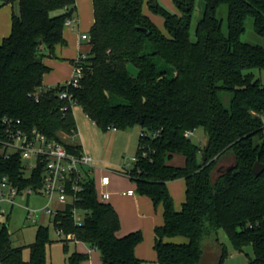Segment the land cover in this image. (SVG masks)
<instances>
[{"label": "trees", "instance_id": "16d2710c", "mask_svg": "<svg viewBox=\"0 0 264 264\" xmlns=\"http://www.w3.org/2000/svg\"><path fill=\"white\" fill-rule=\"evenodd\" d=\"M144 3L93 0L91 50L80 85L38 93L51 71L45 59L66 44L65 23L76 14V0H0V7H19L11 33L0 45V178L7 177L21 191L38 192L43 186L44 163L28 174L19 153L6 157L7 120L20 121L21 130H36L82 154L81 146L63 138L77 134L76 104L105 133L141 127L136 162L126 173L138 194L163 206L165 222L155 230L159 263L202 264L209 238L215 264H223L229 256L218 239L223 230L236 252L253 248L249 264H264V173L253 172L257 162L264 164V85L252 72L264 71V48L241 40L249 18L264 36V0H204L196 42L191 37L196 0H174L180 15L149 0L150 11L163 17L167 34L144 14ZM222 5L229 9L228 36L217 16ZM64 91L68 99L60 98ZM222 93L232 94L228 107ZM200 129L210 142L207 151L187 137ZM175 156L185 158L183 167L169 164ZM179 180L185 181L186 201L177 212L168 184ZM81 185L77 201L52 217L57 232L63 231L64 247L82 242L100 251L103 264H141L135 249L143 233L119 238L120 217L100 200L95 180L86 178ZM75 207L84 218L80 226L72 215ZM180 237L188 243L169 241ZM49 244V228L40 227L25 261L5 227L0 231V264H48ZM88 259L76 251L67 264Z\"/></svg>", "mask_w": 264, "mask_h": 264}, {"label": "rangeland", "instance_id": "374dc122", "mask_svg": "<svg viewBox=\"0 0 264 264\" xmlns=\"http://www.w3.org/2000/svg\"><path fill=\"white\" fill-rule=\"evenodd\" d=\"M149 0H145L143 12L151 17L155 24L160 27L164 33L167 31L164 26L163 17L152 13L148 5ZM157 2L167 11L172 14L180 15L179 10L174 4V0H157ZM9 7V19L12 17L13 13L18 14V6L15 4L7 5ZM6 6L0 7V11ZM2 12V11H1ZM205 12L204 0H196L193 22L191 26V37L194 42H196V29L199 22L202 20ZM60 13V12H59ZM3 14V13H0ZM54 13L53 15H57ZM228 6L222 5L218 8L217 16L222 21L223 33L228 36ZM3 17H0V19ZM3 21V20H2ZM11 27V26H10ZM246 30L243 34L241 40L245 43L251 45H258L264 48V36H260L256 33L254 28V22L252 18L246 21ZM89 35V34H88ZM87 44L88 41H83ZM129 71L132 75H137V69L134 65H129ZM255 78L260 80L264 85V71L253 70ZM48 89H39L38 93L47 91ZM221 99L226 107L230 105L232 99V94L222 93ZM74 117L77 125V134L75 140L79 141L83 146V151L91 155L94 160L98 163V167L102 170L112 171L113 176H121L128 180L129 178L125 176L124 172L130 170L134 161L137 158V151L139 145V139L142 132L141 127L134 126L124 131H114L103 132L99 128L95 127L93 122L87 118L83 109L76 106L74 109ZM67 136L63 135V138ZM192 140L195 144L201 148H205L208 143L207 135L204 130H197L192 136ZM27 164L33 165L32 160L28 161ZM131 180V179H130ZM129 181V180H128ZM185 182L183 180L176 181ZM130 182V181H129ZM180 185H177V190ZM49 205V200L36 193L31 196H18L15 200V205L3 204L2 207L9 214L8 227L12 235V244L15 248L23 249V259L29 261L31 257L30 246L36 242L37 233L40 227L49 228V239L51 244L47 247V263L48 264H67L68 257L76 252L75 243H70L66 249L61 242L56 228L52 223V217L45 214V209ZM55 210H61L62 206L59 204H53L51 206ZM28 210L35 212L36 223H33L28 218ZM218 239L220 244L227 248L229 256L224 260L223 264H249L250 258H254L253 248L250 246L244 250L242 253H238L234 250L225 231L220 230L218 233ZM173 243H187L188 240L185 238H174L169 240ZM93 249V248H92ZM101 253L97 249H93ZM205 257L202 264H215L216 251L212 246L211 239L207 238L204 242Z\"/></svg>", "mask_w": 264, "mask_h": 264}, {"label": "built area", "instance_id": "2783aa9c", "mask_svg": "<svg viewBox=\"0 0 264 264\" xmlns=\"http://www.w3.org/2000/svg\"><path fill=\"white\" fill-rule=\"evenodd\" d=\"M77 24L78 18L74 15L66 21L65 27L75 29L74 26ZM82 40L90 42V35H83ZM87 55L81 54L74 61L72 77L64 86L78 87L80 85V81L84 75L83 62L87 59ZM60 98L68 99L69 95L64 91L60 94ZM74 106L76 107V104ZM20 125V121H6L8 137L6 142H4L5 155L9 158L11 155L19 153L28 174L37 168L38 163H44L43 186L38 192L32 188L21 191L7 177L0 178V231L8 227L9 220V214L2 205L6 203L14 206L18 196L26 195L29 197L36 193L46 197L49 200V205L45 209V214L54 217L60 210H55L51 206L59 204L62 206L61 210H64L69 204H74L78 199L79 192L83 189L81 183L86 178H93L96 182V189L100 200L102 202L110 200L111 193L108 191V188L111 184V176L102 175L99 180L96 178V173L102 172V169L96 165L92 156L84 151L80 155L71 153L62 143L48 140L45 135L36 130L30 133L25 132L19 128ZM193 135V132L187 133V137H192ZM74 136H67L64 140L68 144H72L69 139H72ZM30 160L34 162L33 165L27 164ZM124 174L131 179V176L126 171ZM123 195L135 196L136 192L130 190ZM72 215L76 225H82L84 218L81 211L75 207L72 210ZM34 217L35 212L28 210L29 220L36 223ZM58 235L60 239L64 238L62 230L58 231Z\"/></svg>", "mask_w": 264, "mask_h": 264}, {"label": "crops", "instance_id": "0c3cea01", "mask_svg": "<svg viewBox=\"0 0 264 264\" xmlns=\"http://www.w3.org/2000/svg\"><path fill=\"white\" fill-rule=\"evenodd\" d=\"M1 11L0 13L3 14H0V17L3 18L0 19V45L3 43L4 39L9 37L12 28V17L10 19L8 17L9 7L6 6ZM75 15L78 18V24L74 26L75 29L65 27L64 30L66 44L57 46L54 56L44 61L51 71L44 77L42 89H50L67 83L73 74V61L81 54H89L91 50L89 42L87 44L83 43L85 40H82V36L90 35V31L94 25L93 0H76ZM149 18L151 19V17ZM153 23L155 24L154 21ZM158 28L163 32L160 27ZM75 137L76 136L69 139L70 143L81 146L82 149H84L82 144L75 140ZM169 164L174 167H183L185 165V158L182 156H175ZM96 165H98L97 162ZM111 172L112 171L102 170V172L96 173V178L99 180L102 175L111 176V184L108 188V191L111 193V198L106 203L110 204L120 217L121 228L118 232V237L123 238L131 233L141 231L144 239L135 249L136 257L141 261V264H161L159 263L158 255L155 250V230L164 225L163 206H155L150 198L138 194L136 184L130 179H128L129 182L126 178L121 176H113ZM177 185H180L178 190ZM168 189L174 199L176 211L180 212L186 201V184L184 186L182 181L178 183H176V181L170 182L168 184ZM130 190H134L136 195H123ZM75 245L77 252L89 255V259L82 264H103L102 255L100 257L99 253L91 249L87 244L76 242Z\"/></svg>", "mask_w": 264, "mask_h": 264}, {"label": "water", "instance_id": "95a60500", "mask_svg": "<svg viewBox=\"0 0 264 264\" xmlns=\"http://www.w3.org/2000/svg\"><path fill=\"white\" fill-rule=\"evenodd\" d=\"M142 31L145 32L147 34V36L150 35V32L148 30L142 29ZM209 145H210V142L207 143V146H206V150L205 151L208 150ZM202 157H203V160H206L207 159L206 152L203 153ZM230 170H231V168L228 169V171H230ZM253 172H254V174L256 176H260L261 174H263L264 173V164H261V163L257 162L255 164L254 168H253Z\"/></svg>", "mask_w": 264, "mask_h": 264}]
</instances>
